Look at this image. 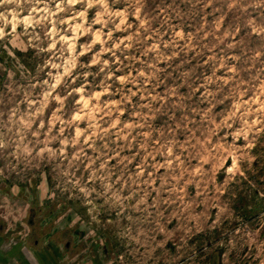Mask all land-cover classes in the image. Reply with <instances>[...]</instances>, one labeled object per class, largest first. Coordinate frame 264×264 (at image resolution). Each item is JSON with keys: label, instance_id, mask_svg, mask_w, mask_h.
I'll use <instances>...</instances> for the list:
<instances>
[{"label": "clouds", "instance_id": "1", "mask_svg": "<svg viewBox=\"0 0 264 264\" xmlns=\"http://www.w3.org/2000/svg\"><path fill=\"white\" fill-rule=\"evenodd\" d=\"M0 238L264 264V0H0Z\"/></svg>", "mask_w": 264, "mask_h": 264}, {"label": "crops", "instance_id": "2", "mask_svg": "<svg viewBox=\"0 0 264 264\" xmlns=\"http://www.w3.org/2000/svg\"><path fill=\"white\" fill-rule=\"evenodd\" d=\"M2 247H3V239L0 238V248H2ZM5 258H6L5 256L0 255V259H5Z\"/></svg>", "mask_w": 264, "mask_h": 264}, {"label": "flooded vegetation", "instance_id": "3", "mask_svg": "<svg viewBox=\"0 0 264 264\" xmlns=\"http://www.w3.org/2000/svg\"><path fill=\"white\" fill-rule=\"evenodd\" d=\"M28 221H29V222L31 221V216H30V215H28Z\"/></svg>", "mask_w": 264, "mask_h": 264}, {"label": "rangeland", "instance_id": "4", "mask_svg": "<svg viewBox=\"0 0 264 264\" xmlns=\"http://www.w3.org/2000/svg\"><path fill=\"white\" fill-rule=\"evenodd\" d=\"M26 219L28 220V215H26Z\"/></svg>", "mask_w": 264, "mask_h": 264}]
</instances>
